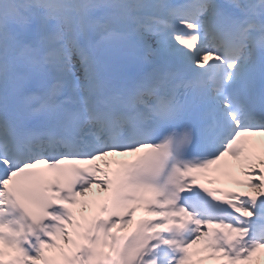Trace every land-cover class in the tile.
<instances>
[{"label":"snow or ice","instance_id":"1","mask_svg":"<svg viewBox=\"0 0 264 264\" xmlns=\"http://www.w3.org/2000/svg\"><path fill=\"white\" fill-rule=\"evenodd\" d=\"M257 137L264 0H0V264H252Z\"/></svg>","mask_w":264,"mask_h":264},{"label":"rangeland","instance_id":"2","mask_svg":"<svg viewBox=\"0 0 264 264\" xmlns=\"http://www.w3.org/2000/svg\"><path fill=\"white\" fill-rule=\"evenodd\" d=\"M256 142H257V143H256V147L259 146V149L257 150V152L259 153L261 150L264 149V141H262V139L259 140L258 138H256ZM238 170H239V169H238ZM242 178H243V177H242ZM242 178H241V179H242ZM256 254H257V253H256ZM256 254H255V255H256ZM261 254H262V257H263V258H262L263 261L258 262V263L255 262L254 264H264V251L261 250Z\"/></svg>","mask_w":264,"mask_h":264},{"label":"bare ground","instance_id":"3","mask_svg":"<svg viewBox=\"0 0 264 264\" xmlns=\"http://www.w3.org/2000/svg\"><path fill=\"white\" fill-rule=\"evenodd\" d=\"M119 159H121V158H119ZM231 171H233V173H234V175L236 176V177H238L239 176V171L237 170V169H235V168H233V169H231ZM227 184H229V185H232L230 182H227V181H225ZM262 251H264V250H262Z\"/></svg>","mask_w":264,"mask_h":264}]
</instances>
